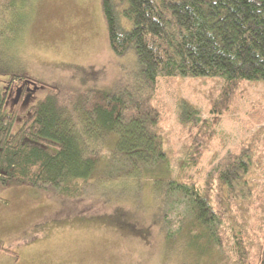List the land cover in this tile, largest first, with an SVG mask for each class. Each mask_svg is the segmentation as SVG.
Listing matches in <instances>:
<instances>
[{"label":"trees","instance_id":"trees-1","mask_svg":"<svg viewBox=\"0 0 264 264\" xmlns=\"http://www.w3.org/2000/svg\"><path fill=\"white\" fill-rule=\"evenodd\" d=\"M102 9L112 49L121 55L134 46L140 66L138 78L115 91L44 81L21 58L0 51V185L50 187L69 197L74 182L99 168L102 179L130 180L133 189L146 178L169 262L189 255L202 264L217 250L221 264H264V219L255 229L245 216L254 197L256 214L264 212V184L255 194L252 181L264 174V149L253 154L254 145L243 140L202 183L196 177L241 83L264 79V0H102ZM119 14L131 20L130 29ZM159 76L223 78L208 117L190 100L178 101V118L190 132L175 173L154 100ZM17 84L22 90L14 102ZM27 85L40 94L25 106ZM174 206L171 217L166 210ZM128 230L145 235L136 226ZM0 252L18 259L1 238Z\"/></svg>","mask_w":264,"mask_h":264},{"label":"rangeland","instance_id":"rangeland-1","mask_svg":"<svg viewBox=\"0 0 264 264\" xmlns=\"http://www.w3.org/2000/svg\"><path fill=\"white\" fill-rule=\"evenodd\" d=\"M119 20L121 24L126 20L125 27L131 28L125 15L119 14ZM0 51L21 58L44 81L60 80L83 88L115 91L133 82L140 71L134 46L121 55L112 49L102 0H0ZM222 81V76L158 77L154 100L161 111L163 148L173 173L184 157L190 132L178 118V101L190 100L208 117L211 97ZM39 94L40 89L34 90L25 106ZM243 140L254 145L253 154H262L264 79L241 83L198 166L199 182L221 155L238 149ZM99 173L74 182L69 197L50 187L0 185V238L18 253L16 260L0 252V264H194L189 255L171 262L163 257L158 206L146 178L140 177L133 189L130 180L107 181ZM252 181L257 184L255 194L263 190V173L253 174ZM244 189L251 196L247 186ZM252 201L245 216L255 221L256 229L264 212L256 214L255 197ZM175 206L166 210L171 217ZM135 226L145 235L128 230ZM213 253L202 258V264H221L217 250Z\"/></svg>","mask_w":264,"mask_h":264},{"label":"water","instance_id":"water-1","mask_svg":"<svg viewBox=\"0 0 264 264\" xmlns=\"http://www.w3.org/2000/svg\"><path fill=\"white\" fill-rule=\"evenodd\" d=\"M35 89V86L33 87ZM21 90H22V87L21 85L17 87V90H16V94H15V97H14V102H17L19 100V97L21 95ZM28 95L27 94L23 100V103H26V101L28 100Z\"/></svg>","mask_w":264,"mask_h":264},{"label":"flooded vegetation","instance_id":"flooded-vegetation-1","mask_svg":"<svg viewBox=\"0 0 264 264\" xmlns=\"http://www.w3.org/2000/svg\"><path fill=\"white\" fill-rule=\"evenodd\" d=\"M22 87V86H21ZM34 88H32L31 86H29V85H27L26 87H25V91H26V94L25 95H27V94H29L28 95V98L29 97H32L33 96V92H34Z\"/></svg>","mask_w":264,"mask_h":264}]
</instances>
